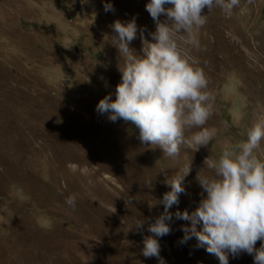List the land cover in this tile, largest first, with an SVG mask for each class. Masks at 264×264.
Wrapping results in <instances>:
<instances>
[{"label":"rangeland","instance_id":"obj_1","mask_svg":"<svg viewBox=\"0 0 264 264\" xmlns=\"http://www.w3.org/2000/svg\"><path fill=\"white\" fill-rule=\"evenodd\" d=\"M106 2L114 11L105 12ZM148 2L0 0V264H159L141 252L147 223L142 233L132 226L163 212L166 176L190 161L186 192L169 209L172 231L157 237L160 255L165 264H220L195 238L180 243L191 222L174 214L198 205L196 174H210L205 159L245 140L264 118V0H240L231 15L205 8L198 46L175 37L209 79L215 103L206 126L217 129L207 147H182L178 158L142 145L134 125L96 112L121 81L111 25L135 18L130 47L140 53L141 31L150 41L155 31ZM256 153L264 159V140ZM228 264L254 260L229 254Z\"/></svg>","mask_w":264,"mask_h":264},{"label":"clouds","instance_id":"obj_2","mask_svg":"<svg viewBox=\"0 0 264 264\" xmlns=\"http://www.w3.org/2000/svg\"><path fill=\"white\" fill-rule=\"evenodd\" d=\"M87 2L81 0L82 4ZM239 3L240 0H149L145 7L155 31L151 41L141 31L140 53L130 47L137 37L135 18L126 23L115 20L111 27L116 35L111 43L118 50L121 81L116 85L115 99L105 95L96 105V112L106 114L111 122L122 120L134 125L141 144L159 147L167 158H178L182 147L194 151L207 147L217 135L215 127L206 126L214 115L215 96L200 61L182 52L175 37L183 33L188 44L198 46L195 30L207 23L203 10L210 12L219 7L231 15ZM104 10L114 8L106 2ZM246 137L226 144L217 159H205L210 174L202 172V168L196 174L202 189L198 205L191 212L174 214L176 219L191 222L181 226L180 243L195 238L197 246L205 247L220 264H228L229 254L238 257L241 253L251 255L254 264H264V159L256 153L264 140V118L249 127ZM191 170L190 161L173 176H166L164 183L170 190L158 201L163 212L151 222L137 219L132 226L142 233L147 223L151 235L143 236L141 252L146 258L155 257L159 264L165 261L157 237L171 233L173 213L169 209L178 205L179 196L186 192L184 181ZM152 181L147 179L144 186L151 189ZM66 202L74 206L75 197H68ZM198 224L202 225L199 230Z\"/></svg>","mask_w":264,"mask_h":264},{"label":"flooded vegetation","instance_id":"obj_3","mask_svg":"<svg viewBox=\"0 0 264 264\" xmlns=\"http://www.w3.org/2000/svg\"><path fill=\"white\" fill-rule=\"evenodd\" d=\"M60 1H61V0H57L58 6L60 5Z\"/></svg>","mask_w":264,"mask_h":264},{"label":"water","instance_id":"obj_4","mask_svg":"<svg viewBox=\"0 0 264 264\" xmlns=\"http://www.w3.org/2000/svg\"><path fill=\"white\" fill-rule=\"evenodd\" d=\"M55 2H56V0H55ZM56 4H57V3H56ZM71 12H74V8L71 9Z\"/></svg>","mask_w":264,"mask_h":264}]
</instances>
